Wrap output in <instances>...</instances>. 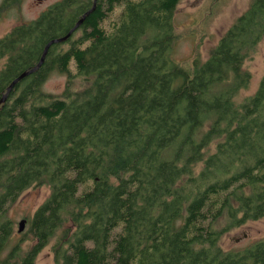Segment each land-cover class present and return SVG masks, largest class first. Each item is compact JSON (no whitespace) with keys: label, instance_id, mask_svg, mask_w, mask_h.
<instances>
[{"label":"trees","instance_id":"obj_1","mask_svg":"<svg viewBox=\"0 0 264 264\" xmlns=\"http://www.w3.org/2000/svg\"><path fill=\"white\" fill-rule=\"evenodd\" d=\"M20 1L0 0V18ZM93 1L57 0L0 37V254L9 207L46 185L19 264L47 245L53 264H264V237L220 245L264 216V72L238 100L264 40V0L189 66L172 56L180 0H96L7 90ZM52 71L65 75L60 95L42 90Z\"/></svg>","mask_w":264,"mask_h":264},{"label":"rangeland","instance_id":"obj_2","mask_svg":"<svg viewBox=\"0 0 264 264\" xmlns=\"http://www.w3.org/2000/svg\"><path fill=\"white\" fill-rule=\"evenodd\" d=\"M55 1L57 0H21L18 6L7 9L0 18V37L16 24L36 18ZM249 2L250 0H180L173 15L176 33L172 48L174 59L187 66L195 57L206 59L221 35L247 8ZM244 67L250 72L251 79L248 87L240 91L238 100L252 94L258 86L264 72V40L259 42L245 60ZM64 85L65 75L52 71L44 81L42 90L52 95H60ZM77 85H80L79 81L73 84V88ZM48 194V186H33L22 192L9 207L8 216L13 221L14 233L0 254V261H5L4 264H19L21 257L33 244L31 235L24 231L27 230L29 218ZM22 219L25 220V230L18 233V222ZM223 225L222 221L218 227ZM263 237L264 216L223 232L220 245L225 250L241 249ZM16 245L19 247L7 258ZM34 264H53V253L49 245L37 254Z\"/></svg>","mask_w":264,"mask_h":264},{"label":"water","instance_id":"obj_3","mask_svg":"<svg viewBox=\"0 0 264 264\" xmlns=\"http://www.w3.org/2000/svg\"><path fill=\"white\" fill-rule=\"evenodd\" d=\"M96 6V0L93 1V6L87 11L85 12V14H83V16L75 23V25L69 30V32L64 35V36H61V37H57V38H52L51 40L48 41V43L46 44L44 50H43V53L41 55V58L39 60V62L32 68L22 72L21 74H19L11 83V85L7 88V90H10L11 87L18 81L22 80L25 76L35 72L40 66L41 64L43 63L44 59H45V56H46V53L48 51V48L54 44V43H60V42H63L65 40H67L71 35L72 33L79 27V25L82 23L84 17L89 14V12L91 10H93ZM4 97L5 95L2 97V100H4ZM24 225H25V220L22 219L18 222V232H21L23 231L24 229Z\"/></svg>","mask_w":264,"mask_h":264},{"label":"flooded vegetation","instance_id":"obj_4","mask_svg":"<svg viewBox=\"0 0 264 264\" xmlns=\"http://www.w3.org/2000/svg\"><path fill=\"white\" fill-rule=\"evenodd\" d=\"M21 259H22V257H21ZM21 259H20V262H21ZM20 262H19V263H20Z\"/></svg>","mask_w":264,"mask_h":264},{"label":"bare ground","instance_id":"obj_5","mask_svg":"<svg viewBox=\"0 0 264 264\" xmlns=\"http://www.w3.org/2000/svg\"><path fill=\"white\" fill-rule=\"evenodd\" d=\"M24 227H25V225H24ZM24 230V229H23ZM23 232V231H22ZM19 233V232H18Z\"/></svg>","mask_w":264,"mask_h":264}]
</instances>
